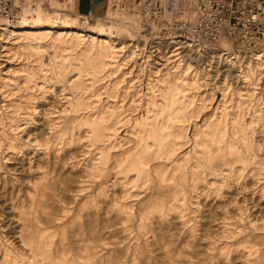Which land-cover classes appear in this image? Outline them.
Masks as SVG:
<instances>
[{
    "label": "rangeland",
    "instance_id": "1",
    "mask_svg": "<svg viewBox=\"0 0 264 264\" xmlns=\"http://www.w3.org/2000/svg\"><path fill=\"white\" fill-rule=\"evenodd\" d=\"M68 2L0 27V264H264V75Z\"/></svg>",
    "mask_w": 264,
    "mask_h": 264
},
{
    "label": "bare ground",
    "instance_id": "2",
    "mask_svg": "<svg viewBox=\"0 0 264 264\" xmlns=\"http://www.w3.org/2000/svg\"><path fill=\"white\" fill-rule=\"evenodd\" d=\"M68 1L69 0H26V3L21 6V9L14 16L13 19L0 15V27H4V30L10 35L15 34V30L23 27L36 26L38 28H42L45 26L44 19L50 22V24L54 25L56 28L65 29L68 27H72L73 25L72 20L71 21L63 20L62 18L53 15V13H57V14L59 13V11L54 10L53 5H57L58 3L61 2H65L64 4H68L69 3ZM156 1L161 6V13L157 15L156 19L152 18L151 20L146 22L149 23V25H151L153 31L152 34H155L154 37L149 36L144 32L145 25H144V17L142 10L135 3L129 2V0H110V4H109L110 15L108 19H110L112 24L111 25L99 24L97 27L95 26L96 28L94 27L95 28L94 31L105 35L113 44L117 41V37L119 34H121L122 38L124 39H126L127 36H132V38H134L137 41L140 40L141 42L148 43L147 48L153 52H159L160 50L161 51L175 50V44L177 47L182 46V47L190 48L192 46L195 47L193 51L196 52V55L199 54L204 55V53H206L205 56H207L209 65L211 64L213 59H216V63L218 66L224 64L225 66L228 67V70L234 69L235 72L237 73V76L241 79V81H243L244 84L248 85L247 87L248 89L256 88L260 84L261 77L264 75V43H260L254 47H245L240 45L236 46L234 44V41H232L230 38L226 36L222 37L217 43L214 44L206 40L198 41V40H194L193 38L187 41V43L177 42V41H175V43L164 41V39H161V37H159L161 24L163 23V21H167L170 24L178 21L192 20L195 16L196 7L198 5L199 0H156ZM50 6H51L50 9L46 8ZM43 9H47L50 11L44 12ZM87 25H89V22L86 23V26ZM224 43H226L227 47H230L232 45V49H224ZM191 69L192 66L190 65L188 67V70ZM167 96L168 95H166V97ZM248 129H250V127ZM153 135H155V133Z\"/></svg>",
    "mask_w": 264,
    "mask_h": 264
},
{
    "label": "built area",
    "instance_id": "3",
    "mask_svg": "<svg viewBox=\"0 0 264 264\" xmlns=\"http://www.w3.org/2000/svg\"><path fill=\"white\" fill-rule=\"evenodd\" d=\"M141 8L144 32L152 30L148 22L161 13L156 0H129ZM26 0H0V15L11 19ZM161 39L168 42L206 40L217 43L226 36L235 44L254 47L264 43V0H199L195 16L190 21L161 24Z\"/></svg>",
    "mask_w": 264,
    "mask_h": 264
},
{
    "label": "crops",
    "instance_id": "4",
    "mask_svg": "<svg viewBox=\"0 0 264 264\" xmlns=\"http://www.w3.org/2000/svg\"><path fill=\"white\" fill-rule=\"evenodd\" d=\"M109 4L110 0H76L77 11L87 17V20L98 17V24L108 20L110 15Z\"/></svg>",
    "mask_w": 264,
    "mask_h": 264
}]
</instances>
